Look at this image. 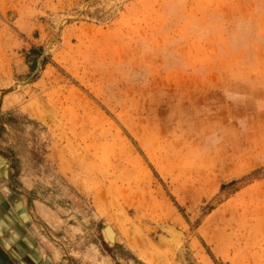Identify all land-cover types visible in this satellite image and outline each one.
Instances as JSON below:
<instances>
[{"label":"rangeland","instance_id":"rangeland-1","mask_svg":"<svg viewBox=\"0 0 264 264\" xmlns=\"http://www.w3.org/2000/svg\"><path fill=\"white\" fill-rule=\"evenodd\" d=\"M0 156L10 264H264V0H0Z\"/></svg>","mask_w":264,"mask_h":264},{"label":"crops","instance_id":"crops-1","mask_svg":"<svg viewBox=\"0 0 264 264\" xmlns=\"http://www.w3.org/2000/svg\"><path fill=\"white\" fill-rule=\"evenodd\" d=\"M9 172L10 169L7 161L0 156V242L2 241V237L9 241L17 240L21 237L16 228L20 223L15 219L13 209L15 204L9 200L10 189L12 188L9 185V178H11ZM4 191L7 192L5 193ZM19 213L22 214L21 211ZM22 216L24 217V215Z\"/></svg>","mask_w":264,"mask_h":264},{"label":"bare ground","instance_id":"bare-ground-1","mask_svg":"<svg viewBox=\"0 0 264 264\" xmlns=\"http://www.w3.org/2000/svg\"><path fill=\"white\" fill-rule=\"evenodd\" d=\"M104 232H105L104 235L106 236L107 240H108L109 242H112V241L114 240V233H113V230H112L110 227H106L105 230H104ZM0 264H8V263L5 262V261L1 258V256H0Z\"/></svg>","mask_w":264,"mask_h":264},{"label":"trees","instance_id":"trees-1","mask_svg":"<svg viewBox=\"0 0 264 264\" xmlns=\"http://www.w3.org/2000/svg\"><path fill=\"white\" fill-rule=\"evenodd\" d=\"M252 175H254V176H260V175H262V176H264V168H260V169H257V170H255L253 173H252ZM234 182H231V184H233Z\"/></svg>","mask_w":264,"mask_h":264},{"label":"flooded vegetation","instance_id":"flooded-vegetation-1","mask_svg":"<svg viewBox=\"0 0 264 264\" xmlns=\"http://www.w3.org/2000/svg\"><path fill=\"white\" fill-rule=\"evenodd\" d=\"M0 256H1V258L3 259V260H5V258H4V256L0 253ZM30 259L27 257V261L28 262H31V260L29 261ZM9 264V263H8Z\"/></svg>","mask_w":264,"mask_h":264},{"label":"water","instance_id":"water-1","mask_svg":"<svg viewBox=\"0 0 264 264\" xmlns=\"http://www.w3.org/2000/svg\"><path fill=\"white\" fill-rule=\"evenodd\" d=\"M43 58V54L41 55V57L39 58V61ZM38 69V67H37ZM25 83V82H24ZM5 262H7L6 260H4ZM8 263V262H7Z\"/></svg>","mask_w":264,"mask_h":264}]
</instances>
